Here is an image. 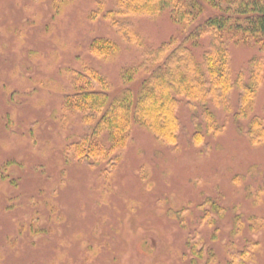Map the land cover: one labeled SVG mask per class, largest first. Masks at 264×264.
I'll use <instances>...</instances> for the list:
<instances>
[{
	"label": "rangeland",
	"instance_id": "obj_1",
	"mask_svg": "<svg viewBox=\"0 0 264 264\" xmlns=\"http://www.w3.org/2000/svg\"><path fill=\"white\" fill-rule=\"evenodd\" d=\"M116 3L0 0V264H264L263 43L226 35L231 87L179 96L176 142L132 112L123 147L77 156L105 138L67 96L128 87L134 102L155 49L189 32L169 9L125 32Z\"/></svg>",
	"mask_w": 264,
	"mask_h": 264
},
{
	"label": "trees",
	"instance_id": "obj_2",
	"mask_svg": "<svg viewBox=\"0 0 264 264\" xmlns=\"http://www.w3.org/2000/svg\"><path fill=\"white\" fill-rule=\"evenodd\" d=\"M116 6L107 15L114 25L129 32L131 17L153 15L169 9L177 21H187L189 32L184 38L164 43L155 49L151 61L157 63L151 75L145 79L140 94L134 99L132 90L126 87L121 96L109 101L104 89L74 90L67 96L74 108L93 125V136L104 134L105 141H80L77 156L94 158L123 147L131 128L133 112L150 129L165 141L174 143L178 138L180 100L184 96L190 102L212 93L217 86L222 92L231 87V64L229 40L226 35L246 42L264 44V0H116ZM227 4V6H223ZM122 14V20L117 15ZM207 38L203 65H200L195 49L200 47V38ZM190 39V40H189ZM101 41L102 45L99 44ZM111 40L101 38L91 43L94 51L108 49ZM257 64H260V59ZM256 59L253 62H257ZM256 64V65H257ZM86 79L103 81L100 74L91 71ZM253 76V73H252ZM243 75L240 76V81ZM89 82V81H88ZM89 84V83H88ZM252 83H243L249 94ZM90 88V87H89ZM252 91V90H251ZM108 138V140H107ZM108 141V142H107ZM107 144L105 145V143ZM105 151V152H104ZM80 159V158H79Z\"/></svg>",
	"mask_w": 264,
	"mask_h": 264
}]
</instances>
